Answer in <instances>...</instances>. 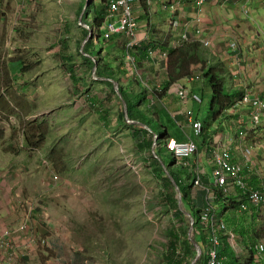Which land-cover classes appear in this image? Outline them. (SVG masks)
I'll return each instance as SVG.
<instances>
[{"label":"rangeland","instance_id":"1","mask_svg":"<svg viewBox=\"0 0 264 264\" xmlns=\"http://www.w3.org/2000/svg\"><path fill=\"white\" fill-rule=\"evenodd\" d=\"M92 2L99 9L104 3ZM89 5V0H0V117L3 128L10 126L11 138L18 133L13 144L9 133L0 145L18 149L27 163L24 185L15 187L22 201L17 211L8 213L9 227L0 222V231L17 228L28 215L41 239L36 236L27 262L19 257L14 264H172L169 230H176L184 242L191 225L185 213L197 215L181 205L185 215L173 216L174 204L165 198L169 186L156 172L152 156L168 164L169 138L187 139L188 128L168 122L157 100L154 113L147 112V103L137 95V76L126 65H120L121 84L134 93L129 98L138 102L151 129L122 117L124 102L80 55H88L90 44L98 41L86 12ZM124 44L122 38L107 40L101 66L112 65L115 49ZM150 82L155 85L158 75ZM208 94V111L201 118L211 120L215 110ZM141 128L154 141L155 135L159 138L154 150L139 149L133 134ZM141 135L152 140L148 133ZM261 228L264 222L255 229ZM240 256L250 261L247 250ZM236 257L231 248L227 264H240Z\"/></svg>","mask_w":264,"mask_h":264},{"label":"crops","instance_id":"2","mask_svg":"<svg viewBox=\"0 0 264 264\" xmlns=\"http://www.w3.org/2000/svg\"><path fill=\"white\" fill-rule=\"evenodd\" d=\"M162 1L170 0H147L146 5L145 1L135 5V14L142 20L140 27L135 31L134 38H127L121 34L114 36L115 39L122 38L126 46L124 44L120 49H115L116 58L114 63L110 65L116 72H122L120 65H126L130 68V71H133L132 66L128 64L126 59L127 44L131 41H135L136 44L139 42L136 49L138 47L144 48L147 45V53L150 49L149 45H156L157 48H155L153 55L148 53L145 58L142 55L137 57V63H139L137 64V68L141 75L145 77V82L151 83L150 80L154 82L157 80L158 75V82L155 85L151 83L152 87L163 85L168 81L167 60L161 54L162 51H167L165 43L169 48L178 43L182 44L179 39V30L177 29L174 32L167 27L165 21L167 13L162 10ZM251 1L252 3L249 4L251 17L247 19L243 12V5ZM251 1L207 0L205 5L201 9H198L194 5V0H184L183 11H180L178 18L181 23L180 29H182L183 24H186L185 27L188 28L190 37L195 36L194 34L197 29H202L204 36L209 38L211 48L205 49L206 64L204 67L207 66L215 70H220L219 73L222 74L224 82L228 85V94L235 90L238 92L241 91L242 94H246L247 92L254 95L258 94L264 98V0ZM233 38L239 42L238 53L245 58L243 63H240L236 59L238 57L236 52H231L228 48V43ZM132 53L136 56L137 52L133 50ZM202 68V65H200L196 67V71ZM13 69L14 76L12 79L16 78L18 74V70L14 67ZM182 86L190 90L192 89L194 92L201 93L203 99L205 94L209 93L208 96L211 102L212 90L207 82L202 81L189 85L185 79L178 81L166 93H162L161 95L159 93L147 94L146 100H152L153 103L151 105L153 109H156L155 104L157 100L163 106L164 111L167 112L164 113V116L168 122L173 123L174 121L175 123H179L183 131L185 130L184 127L188 128V134L185 133L186 138L195 137L186 115L187 110L191 106H193L197 117L202 120L204 125L211 122L208 131L209 139L206 141L207 145L203 144V134L201 139H196L198 151L189 160V167H185L188 169L187 171L193 172L195 168L202 171L204 183L208 184L213 172V154L210 148L216 145L220 147L227 146L230 149L232 159L241 167V175L246 179L249 186L256 190L259 187H264V112L262 113L260 122H256L253 117L252 104L241 102L239 96L235 99L234 104L230 108L222 110L220 115H216L217 111L215 110L211 120L202 119L201 115L203 116L204 111H208L209 104L203 103L197 105L191 100L181 99L178 90ZM36 95L35 93L33 97ZM213 108L211 106L212 110ZM29 117L25 119L28 120ZM2 120L4 119L0 117V144L3 139H6L9 133L10 138L8 141L12 143L18 137V133H14L11 138L10 126L8 125L7 128H3ZM21 128L19 127V130ZM14 129L12 128L11 130L14 131ZM165 131L167 132L166 128ZM241 133L245 134L243 141L239 138L241 137ZM185 140L187 139L181 142ZM247 150L250 151L249 153L252 156L251 163H247L246 161ZM26 166L27 163L24 161L22 152L20 153L14 147L0 145V203L3 206V209L0 207V222H5L7 227L10 225L8 224L10 222V214L8 216V213L17 211L19 208L18 200L20 202L22 201L19 191L15 190V187L20 189L22 188L20 185H24L25 179L23 175L27 169ZM13 188L14 192L12 191ZM191 188L194 189L193 187ZM195 191L197 192L198 190ZM236 191L235 196L240 197V190L236 189L234 192ZM15 197H17V202L15 201ZM247 203L244 204L246 205L245 210L241 206L242 210L240 208L232 217L228 216L231 214V211L222 209L224 220L228 218L230 224L233 221L237 223H249L248 226L255 224L254 221H256V224L258 222L263 223L264 217L258 214L263 206L253 205L250 200ZM5 208H7L6 212H4ZM226 223L229 225L228 222ZM231 225H229V228L235 232V229ZM233 250L237 253V257L240 259L239 262L242 263L240 254L244 252L234 248ZM200 264H203V262Z\"/></svg>","mask_w":264,"mask_h":264},{"label":"trees","instance_id":"3","mask_svg":"<svg viewBox=\"0 0 264 264\" xmlns=\"http://www.w3.org/2000/svg\"><path fill=\"white\" fill-rule=\"evenodd\" d=\"M104 3H102V8L99 9L98 6H95L92 2V0H89L90 5L89 8L86 9L87 13H90L91 15V26L94 29V33L97 34V44L94 45L93 43L90 44V47L88 49V55L80 53L81 57L84 61L91 63L94 65V67L97 69V76L100 77L99 79H104V83L111 86L113 88V92L115 95L122 101H125L127 104V111H128V119L131 120H137L145 125H147L150 129L151 126L148 124L147 121H145V116H143V112L136 100L130 99L129 96L131 94L130 91L126 90L125 87L121 84V75L122 72H119L112 67H110L109 64L102 65V61H100V57L103 54V48L105 47L104 44L107 42V40L104 37L105 32V25H106V18H107V3L106 0H103ZM96 28V29H95ZM98 30V31H97ZM86 33L88 34V30H86ZM166 49L169 50V57H168V64H167V72H168V81L165 83V89H169L174 83L177 81H180L188 76H190L193 73L194 67L196 65L205 63V52L203 47L195 42H185L184 44L176 47V48H169L168 45H166ZM156 47V46H154ZM147 45H145L144 48L138 47L136 49V59L140 55H142L144 58L147 56ZM104 57V56H103ZM105 58V57H104ZM103 58V59H104ZM102 59V57H101ZM109 60V59H108ZM111 61V60H109ZM97 63V64H95ZM19 64H21L19 62ZM71 64V62H70ZM20 67L22 66L19 65ZM19 67V68H20ZM22 68V67H21ZM220 70H215L210 67L205 69L203 72V77L205 81L207 82L208 86L212 90V100L210 102L211 106L214 107L213 110H216V115H220L222 110L230 108L235 102V99L238 98L240 95H242V92L238 91H232L230 94H226L225 92V82L224 77L221 73H219ZM74 82H79V78L75 73L72 72L71 74ZM114 80L118 83H120V93L121 97L118 96L113 82L110 80ZM137 89L140 90V92L137 95H140L143 99V101L146 100L147 97V91L142 86L140 82L136 83ZM92 104H95V100H91ZM217 106V108H216ZM122 117L125 118V111L123 109ZM126 121V119H124ZM211 125V122H208L204 125L203 129V137H204V145H207L206 141L209 139L208 131L209 127ZM165 133V128H163ZM142 133H148L151 135L152 140L145 139L141 134ZM134 138L139 141V149L141 151L145 150H152L154 145V140L152 134L146 130H136L134 132ZM212 150V148H210ZM212 152V151H211ZM157 154V153H156ZM152 163L156 167V172L161 176L166 184L169 186L168 193L166 194L165 198L167 199V202L170 204H174L175 212L174 217H181L184 214V212L180 209L179 206V200L177 198V191L175 190L173 183L171 182L169 176L165 172L164 166L160 163L158 155L153 154L152 156ZM166 167L168 168L170 174L174 177L175 181L177 182L180 191L182 193V202L183 205L189 206L192 210V213L197 215V219L194 225V237L201 246L202 249L205 250L203 256L198 259V261L195 264H200L203 262V264H208L209 258L207 256V250H208V236H209V230L206 226V223L202 222L201 215L203 213V209H205L207 204L212 205L214 209H220L223 208L225 211H231L237 212L240 210L241 206L249 202V195L251 193L250 190H256L252 189L248 185V190L243 192L240 190V197H236L234 192L229 196H223L218 194L217 198L215 200L208 201L206 199V196H204V192L202 190H198L197 192L195 189H192L194 185V180L196 176L193 172H188L187 168L184 166H177L175 164V158L174 156L171 158L170 162L168 164L164 163ZM187 171V172H186ZM194 188V187H193ZM262 187L257 188V190H262ZM194 190V192H193ZM196 192V193H195ZM195 193V194H194ZM248 204V203H247ZM242 210V208H241ZM233 216L232 214H230ZM226 222H229V220ZM255 224H250L248 226L247 223L233 221L231 224V227L235 229L236 234L239 236V239L242 241V244L244 247L242 248L241 252H244L247 250V258L250 259L249 262L245 263L246 259H242L241 264H264V258L258 259L256 256V248L255 246L258 243H264L261 239H264V229H255L257 224L256 221H254ZM229 226V225H228ZM239 226V227H238ZM221 237H220V246L218 247L219 257L221 259L222 257V264H227V257L229 255V251H231V245L229 243L228 239V232L227 231H220ZM168 251H169V257L172 264H191L192 260L196 256V250L194 246L189 241V238H186V240L183 242L182 239H180L179 234L176 232V230H169L168 232ZM228 239V241H227ZM188 245L189 248H187ZM185 246V247H184ZM179 251L181 253H179ZM28 258V259H27ZM24 258V261L27 262L29 260V257ZM246 258V256H245ZM224 259V260H223ZM235 261H240L238 257L235 258Z\"/></svg>","mask_w":264,"mask_h":264},{"label":"built area","instance_id":"4","mask_svg":"<svg viewBox=\"0 0 264 264\" xmlns=\"http://www.w3.org/2000/svg\"><path fill=\"white\" fill-rule=\"evenodd\" d=\"M138 1L140 0H107V23L104 32L106 40H111L114 36L120 34L127 38H134L135 31L138 30L140 25L138 19L134 15L131 4ZM201 2L203 3V1ZM183 37L185 38V36ZM203 42L204 45H209L208 41ZM136 45L135 41H131L126 47V59L128 64L132 65L133 68L135 66V58L131 54V51ZM233 47H236L235 44ZM164 56H166V54H164ZM200 80V75L197 74L186 79L188 84ZM163 88L162 85H159L154 89L152 88L153 90L150 88V93L152 94L154 90V92H161ZM178 93L181 99H188L198 104L202 103L199 94L190 91L188 92L186 88L179 89ZM241 100L243 103L252 104L253 117L256 122H260L262 111L264 110V101L249 92H247ZM186 115L188 122L194 131L195 137L200 138L204 129L202 120L195 115V112L191 108L187 110ZM240 136V140L243 141L245 134L241 133ZM167 148L172 152L175 158V163L184 167H189V160L198 151V145L193 139H188L186 142H179L170 138L167 142ZM249 152V150L246 151L247 163L252 162V156ZM212 154L213 172L211 180L208 184H205L202 178V171L195 168L193 171L196 176L193 185L194 189L202 190L208 201L215 200L220 193L227 197L231 195L236 188L246 191L248 184L245 178L241 175V167L232 162L230 149L227 146H217ZM250 191V201L253 205L263 206L258 214L264 217V187L262 190ZM242 208L245 210L246 205H242ZM32 209L29 210V214H31ZM201 220L206 223L209 230L207 250V256L209 258L208 264H222L218 252V247L221 243L219 231L229 232L228 239L230 241H233L236 237L234 233L227 228V224L223 218V211L214 209L210 204H207L205 209H203ZM31 227L32 222L27 215L25 222H22L17 228H5L0 232V264H12L21 252H32L33 248H35L38 236L37 233H34V230ZM255 248L257 250V258L259 260L264 258V243H258ZM21 249H23V251H21ZM179 253L181 252L179 251Z\"/></svg>","mask_w":264,"mask_h":264},{"label":"clouds","instance_id":"5","mask_svg":"<svg viewBox=\"0 0 264 264\" xmlns=\"http://www.w3.org/2000/svg\"><path fill=\"white\" fill-rule=\"evenodd\" d=\"M145 1V5L147 4V0H140V1H138V2H133L131 5H132V8H133V11H134V15H135V17L138 19V21H139V25H140V23H141V19H140V17H138L136 14H135V5H138V4H141L142 2H144ZM201 1H203V3L201 2ZM248 2H250L251 0H247ZM201 2V3H200ZM207 2V0H194V5L198 8V9H201L202 7H203V5H205V3ZM106 3H107V0H106ZM252 3V1L250 2V3H247V4H244L243 5V12H244V15L246 16V18L247 19H249L250 17H251V13H250V9H249V4H251ZM161 5H162V10L163 11H165L166 13H167V16H166V18H165V21H166V24H167V27L168 28H170L171 29V27H173V31L175 32L176 30H177V26H179V28L181 27V23L179 22V18H178V15L180 14V11H183V9H182V7H184V0H170V1H162L161 2ZM106 23H107V18H106ZM186 26V24H183V27H182V29H178L179 30V33H180V37H179V39L181 40V42H182V44H184L185 42H190V41H195V42H197V43H199L202 47H203V49H204V52H205V49H209V48H211V42H210V40H209V38L208 37H206V36H204V32H203V30L202 29H197V31L195 32V36L194 37H190V35H189V31H188V28H186L185 27ZM105 27H106V25H105ZM140 27V26H139ZM259 29V28H258ZM260 33V32H259ZM183 36H185V38L183 37ZM203 41H208V43H209V45L208 46H206V45H204V42ZM182 44H175L174 46H172V48H176V47H178V46H180V45H182ZM235 44V46L236 47H233V45ZM137 45H139V42L137 43ZM137 45L132 49V51L134 50V52H136V47H137ZM125 46H126V44H125ZM154 46H156V45H153V46H150L149 45V47H150V49H149V51H148V53L150 54V55H153L154 54V52H155V48H157V47H154ZM171 48V47H170ZM228 48H229V50H231V52H236V54H237V56L238 57H236V59L240 62V63H243V61H244V57L241 55V54H239L238 53V50H239V42H238V40H236V39H232V40H230V42L228 43ZM131 51V52H132ZM148 53H147V55H148ZM206 53V52H205ZM162 57L164 58V59H166L167 60V64H168V57H169V50L167 49V51L165 50V51H162ZM164 54H166V56H164ZM132 55H133V53H132ZM133 57L135 58V66H134V68H133V71H132V73H133V75H138L137 77H138V82H140L141 84H142V86L146 89V91H147V94H151L150 92V88L152 89H154V88H156V87H158V86H156V87H152V85H151V83H148V82H145L144 81V76L143 75H141V73H140V71H139V69L137 68V64H139V63H137V59H136V57H135V55H133ZM206 64V61H205V63H202V64H199V65H196L195 67H194V70H193V73L190 75V76H188V77H186V78H184L185 80L187 79V78H189V77H191V76H193V75H200V78H201V80L200 81H196V82H194V83H197V82H206L205 81V79H204V77H203V72L205 71V69H207L208 67L206 66V67H203L201 70H199V71H196V67H199L200 65H205ZM130 66H132V65H130ZM168 73V72H167ZM102 79V78H101ZM178 82V81H177ZM176 82V83H177ZM194 83H192V84H194ZM175 84V83H174ZM173 84V85H174ZM192 84H189V85H192ZM119 85H120V83H119ZM164 88H163V90L161 91V92H152V94L153 93H159V94H162V93H166L168 90L167 89H165V83L162 85ZM181 88H186V87H184V86H182V87H180V89ZM152 89V90H153ZM186 90L189 92H194L192 89L190 90V89H187L186 88ZM178 92H179V90H178ZM194 93H197V92H194ZM250 93V92H249ZM197 94H199L200 96H201V99H202V103L201 104H203L204 103V99H203V97H202V94L201 93H197ZM245 95V93H243L242 95H240V101L242 102V97ZM254 95V94H253ZM256 96H258L261 100H263L264 101V98H262L260 95H258V94H255ZM146 99H147V97H146ZM145 103H147V107L149 108L148 110H147V112H150V110H151V112H153L154 113V110L155 109H153L152 108V100H149V101H147V100H145ZM194 104H197V105H201V104H198V103H196V102H193ZM191 109H193V106H191ZM194 112H195V110H193ZM264 112V110L262 111V113ZM195 115L197 116V114L195 113ZM143 124V123H142ZM145 125V124H144ZM147 126V125H146ZM149 128V127H148ZM147 128V129H148ZM203 128H204V123H203ZM148 130H150V128L148 129ZM168 132H166L165 131V133L164 134H167ZM155 137H156V140L154 141V145L156 144V142H159L160 143V141H159V138L155 135ZM170 138H172V139H174V140H177L176 138H174V137H170ZM169 138V139H170ZM202 137H200V138H196V137H189V138H187V140L188 139H193L194 141H196V139H201ZM187 140H185L184 142H186ZM178 141V140H177ZM179 142H181V141H179ZM196 143H197V141H196ZM203 143V142H202ZM153 145V146H154ZM197 145H198V143H197ZM155 147V146H154ZM166 147H167V145H166ZM217 147V145L215 146V147H213L212 148V153H213V151H214V149ZM167 150H168V152L171 154V156L173 157V154H172V152L171 151H169V149L167 148ZM232 162H234L235 163V161L232 159ZM164 163V162H163ZM176 164V163H175ZM235 164H237V163H235ZM165 165V164H164ZM177 165V164H176ZM166 166V165H165ZM177 166H179V165H177ZM246 180V179H245ZM248 184V183H247ZM249 185V184H248ZM263 188V187H262ZM237 190L239 189V188H236ZM235 189V190H236ZM234 190V191H235ZM241 190V189H240ZM247 190H248V188H247ZM246 190V191H247ZM243 192H245L244 190H242ZM232 193H234V192H232ZM249 200H250V198H249ZM218 210H220V209H218ZM220 211H222V210H220ZM195 219V218H194ZM195 222H196V219H195ZM226 222V221H225ZM227 224V223H226ZM195 225V224H194ZM230 226H228L227 225V228L229 229V230H231L230 228H229ZM194 231V230H193ZM233 233H234V235H235V237H236V239H234L233 241H230L229 240V243H230V245H231V248L233 249H236V250H239V251H241L242 250V247H241V243H242V241L240 240V241H237V239H238V237H237V234H236V232H234L233 230H231ZM1 232V231H0ZM230 233L228 232V235H229ZM219 235H220V237H221V233H220V231H219ZM209 237V236H208ZM195 240V239H194ZM195 242H196V240H195ZM197 243V242H196ZM193 245V244H192ZM194 246V245H193ZM201 247V246H200ZM194 248H195V246H194ZM202 249V248H201ZM196 250V249H195ZM204 252H205V250L203 249L202 250V253L204 254ZM21 255V256H20ZM20 255L15 259V261L16 260H18V258L19 257H22V259L24 260V258H27V257H29V258H31L30 256H31V254H29V253H25V252H21L20 253ZM195 258H196V256H195ZM200 258V257H199ZM198 258V259H199ZM28 259V258H27ZM194 261V260H193ZM193 261H192V263H193ZM198 261V260H197ZM196 261V262H197ZM221 261H222V258H221ZM12 264H14V262L12 263Z\"/></svg>","mask_w":264,"mask_h":264},{"label":"water","instance_id":"6","mask_svg":"<svg viewBox=\"0 0 264 264\" xmlns=\"http://www.w3.org/2000/svg\"><path fill=\"white\" fill-rule=\"evenodd\" d=\"M94 74H95V73H94ZM110 80L113 82L114 87H115V90H116L118 96L121 97L120 87H119L120 85H119V83L116 82V81H114V80H112V79H110ZM123 102H124L125 116H126V118L128 119L127 104H126L125 101H123ZM132 122H136V121H132ZM136 123H137V124H141L142 126L144 125V124H142V123L139 122V121H137ZM144 126H146V125H144ZM146 127H147V126H146ZM147 128H148V127H147ZM148 129H149V128H148ZM154 146H155V145H154ZM154 146H153V150H154ZM162 165L164 166L166 174L169 176L171 182L173 183V186H174L175 190L177 191L178 200H179V206H180V209H181V205H183V202H182V193H181V191H180V188H179L177 182L175 181L174 177L170 174L168 168L164 165L163 162H162ZM181 210H182V209H181ZM185 214H187L188 217L190 218V224H191V225H190V229H189V240H192V241H193L194 246H195V249H196V258L194 259V261H193V263H192V264H195L196 261L198 260V258L200 257L201 253H202V249H201V247L199 246V244H197V243L195 242V240L192 238V234H193L192 232H193V230H194L195 219H194V217L192 216L191 213L186 212Z\"/></svg>","mask_w":264,"mask_h":264}]
</instances>
